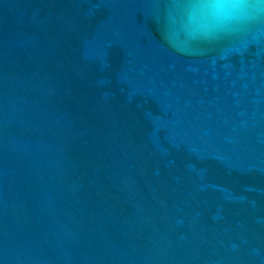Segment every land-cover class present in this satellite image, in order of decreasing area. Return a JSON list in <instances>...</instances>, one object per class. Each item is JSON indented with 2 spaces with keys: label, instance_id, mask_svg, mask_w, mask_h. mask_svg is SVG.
Returning <instances> with one entry per match:
<instances>
[{
  "label": "water",
  "instance_id": "1",
  "mask_svg": "<svg viewBox=\"0 0 264 264\" xmlns=\"http://www.w3.org/2000/svg\"><path fill=\"white\" fill-rule=\"evenodd\" d=\"M187 0H0V264H264V15Z\"/></svg>",
  "mask_w": 264,
  "mask_h": 264
},
{
  "label": "clouds",
  "instance_id": "2",
  "mask_svg": "<svg viewBox=\"0 0 264 264\" xmlns=\"http://www.w3.org/2000/svg\"><path fill=\"white\" fill-rule=\"evenodd\" d=\"M186 7L204 21V36L227 30L234 24L264 15V0H187Z\"/></svg>",
  "mask_w": 264,
  "mask_h": 264
}]
</instances>
